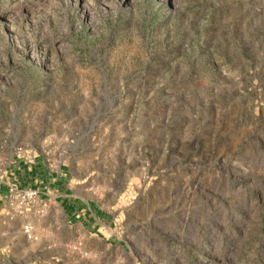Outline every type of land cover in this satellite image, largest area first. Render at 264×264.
<instances>
[{
    "label": "rangeland",
    "instance_id": "374dc122",
    "mask_svg": "<svg viewBox=\"0 0 264 264\" xmlns=\"http://www.w3.org/2000/svg\"><path fill=\"white\" fill-rule=\"evenodd\" d=\"M0 264H264V0H0Z\"/></svg>",
    "mask_w": 264,
    "mask_h": 264
}]
</instances>
